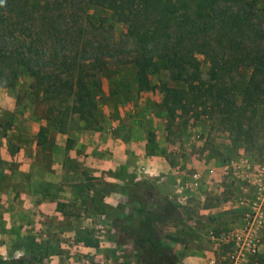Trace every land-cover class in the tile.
I'll return each instance as SVG.
<instances>
[{
    "label": "rangeland",
    "instance_id": "rangeland-1",
    "mask_svg": "<svg viewBox=\"0 0 264 264\" xmlns=\"http://www.w3.org/2000/svg\"><path fill=\"white\" fill-rule=\"evenodd\" d=\"M61 1H65L62 7L71 6L76 13H80L78 22L81 26L77 27L85 35V40L79 42L78 47L71 44L63 34L56 36L60 27L55 31L49 30L51 22L48 21L51 15L58 17V21L62 23L72 25L68 19L59 18ZM19 2L39 5L40 9L33 12L34 21L30 27L15 14L21 6L17 5ZM124 2L0 0V146L3 143L6 145L5 157L7 158L13 149L18 150L20 145L29 147L36 143L39 148L44 147L50 144L51 140L56 141L54 137L60 134V137H66V150H60L58 157H68L67 150L78 154L76 158H66V161H91L96 158L97 161L126 159L131 163L144 161L147 156L156 154L176 167L187 161H213L218 169L232 161H246L249 164L263 162L264 150L261 155H256L245 151L243 147L232 146L227 130L217 120L205 117L194 120L190 114L180 116L178 113L170 119L162 106L160 91L162 83L169 87L175 86L167 73L149 70V78L155 88L138 91L136 67L132 62L134 44L123 37L129 25L116 22L114 16V13L124 6ZM47 9H52L53 12H46ZM191 12L193 22L198 25L192 34L200 40L206 36L205 41L211 48L217 45L219 35H233L242 39L248 37L255 42V37L264 33V0H205L199 9L197 7ZM99 40L102 45H99ZM251 43L244 41V47L251 48L254 44L264 47L263 42ZM28 47L32 48L33 54L28 53ZM93 48L95 51H109L110 54L106 56V64L101 71L93 70L92 75H95L100 83V92L96 97L95 122L88 124L70 112L71 98L67 96L66 91L62 94L55 93L50 85L56 74L63 80L74 82L79 75L92 71L91 62L83 60L81 56L93 53ZM18 52L27 53L23 64L20 62L22 56H19ZM198 58L202 72L206 73L209 62L202 55H198ZM242 75L247 76V72ZM87 81L92 87V76H89ZM116 136L130 148L124 145L123 148L115 149L114 145L118 142L114 139ZM35 159L48 161V156L39 150ZM2 161L5 160L0 158V162ZM136 167L137 173L128 172L125 165L100 177H89L86 173V178L92 181L89 185L97 187V184H100L103 188L104 184H109L119 194L120 199L116 205H111L105 204L103 196L97 194L86 197V205L92 206L95 211L101 210L103 214L100 216L96 213V226L80 229L85 235L84 240L94 248L92 251H96L100 246L98 234L109 240L105 257L98 262L90 260L88 264H137V253L133 245L129 242H115L111 226L115 217L127 211L126 188L134 181L142 180L144 176L141 165ZM210 170L215 169L207 168L206 172ZM221 173L220 179L215 182L210 192H206L201 202L204 208L214 209L213 214L209 211V214L194 218L191 206L175 201L180 207L184 221L177 226H167L163 235L165 243L173 249L177 259L178 249H182V254L183 249L192 250L191 256L195 257L193 262L198 259L199 264L201 261L206 264L207 251L211 247L207 237L208 231L226 233L242 223L246 212L245 204L251 200L253 188L245 177L238 176L231 168ZM189 175L184 176L181 182L182 193L196 192L187 186L188 180L193 178L192 174ZM113 200L117 201L118 197ZM240 201H245V204H240ZM193 220L195 222H192ZM196 238L202 239V243L191 246V239ZM262 240L264 245V225ZM230 249L231 247L223 244L212 247L218 261L228 257ZM261 253H264V248ZM254 257L246 264H250ZM22 258L19 264H48V259L41 251H30L17 259ZM14 260L9 259L0 264H13ZM177 264L185 263L178 261Z\"/></svg>",
    "mask_w": 264,
    "mask_h": 264
},
{
    "label": "trees",
    "instance_id": "trees-1",
    "mask_svg": "<svg viewBox=\"0 0 264 264\" xmlns=\"http://www.w3.org/2000/svg\"><path fill=\"white\" fill-rule=\"evenodd\" d=\"M124 1V6L114 16L116 22L129 25L123 37L134 44L132 62L136 67L138 91L155 88L149 70L167 73L175 86L162 83L160 91L162 106L170 119L178 113L180 116L190 114L194 120L202 117L217 120L227 130L232 146L261 155L264 150V47L254 43L264 44V33L255 37V42L248 37L217 35L220 42L211 48L205 41L206 36L200 40L192 34L198 25L193 22L191 11L199 9L205 0ZM64 3H59V18L68 19L72 25L51 15L49 30L60 27L56 36L63 34L78 47V43L85 40L78 28L81 26L78 22L80 13L71 6L62 7ZM17 5L21 6L15 14L30 27L34 21L33 12L40 9L39 5L24 2ZM51 10L46 12H53ZM243 40L252 42L253 47H244ZM98 43L102 45L100 40ZM27 51L33 54L31 47ZM26 54L18 52L22 64ZM109 54V51L98 49L83 54L81 58L91 62L92 71L79 75L74 82L56 74L50 85L55 93L66 91L71 98L70 112L88 124L95 122L96 97L100 92V83L92 75L93 70L101 71ZM198 55L209 62L206 73L202 72ZM244 72H247L245 77ZM89 76L94 80L92 87L87 81ZM125 197L126 213L111 222L115 242L131 243L137 253V264H177L178 259L165 243L163 233L167 226H177L184 221L179 205L144 179L134 181L126 188ZM23 258L15 259L13 264L21 263ZM250 264H264V253L255 256Z\"/></svg>",
    "mask_w": 264,
    "mask_h": 264
},
{
    "label": "crops",
    "instance_id": "crops-1",
    "mask_svg": "<svg viewBox=\"0 0 264 264\" xmlns=\"http://www.w3.org/2000/svg\"><path fill=\"white\" fill-rule=\"evenodd\" d=\"M54 138L56 141L51 140L50 144L40 148L36 143L29 147L20 145L7 158L5 143L0 146V158L5 160L0 162V262L17 259L30 251H41L48 259V264H88L90 260L98 262L105 257L109 240L98 234L100 246L92 251L94 248L86 243L85 235L80 231L85 226H96L94 217L96 213L100 216L102 213L101 210L95 211L92 206H87L86 197L97 194L103 196L105 204L116 205L120 200L119 194L109 184H104L103 188L100 184L97 187L89 185L92 181L86 178V173L89 177H100L124 165L128 172L137 173L136 165L140 164L144 172L142 179L151 181L163 195L191 206L194 218L209 214V211L212 214L214 212V209L204 208L201 202L206 192H210L220 179L221 172L227 165L218 169L213 161H187L176 167L156 154L147 156L144 161L131 163L126 159L97 161L96 158L91 161H66V158H76L78 154L67 150L68 157H58L60 150H66V137L57 134ZM114 139L118 140L114 145L115 149L123 148L124 145L130 148L118 136ZM39 150L48 156V161L35 159ZM207 168L215 170L206 172ZM189 174L198 177L196 187L192 185L193 178L187 182V186L196 192L182 193L181 182ZM114 197H118V200H113ZM214 233L220 235L217 231ZM191 242V246H198L202 239H191ZM210 246L207 257L213 253L211 243ZM183 250V254L182 249H178V253L175 251L179 254L178 261L199 264L198 259L193 262L195 257L191 256L192 250ZM203 262L200 264H204Z\"/></svg>",
    "mask_w": 264,
    "mask_h": 264
},
{
    "label": "built area",
    "instance_id": "built-area-1",
    "mask_svg": "<svg viewBox=\"0 0 264 264\" xmlns=\"http://www.w3.org/2000/svg\"><path fill=\"white\" fill-rule=\"evenodd\" d=\"M233 169L240 177H245L253 188L251 200L246 205L242 223L229 232L216 235L208 231L207 237L212 246L223 244L231 247L228 257L218 261L212 253L206 258V264H246L247 261L259 255L263 248L262 229L264 225V161L249 164L246 161H232L225 170ZM192 185L196 187L198 177L193 176Z\"/></svg>",
    "mask_w": 264,
    "mask_h": 264
}]
</instances>
